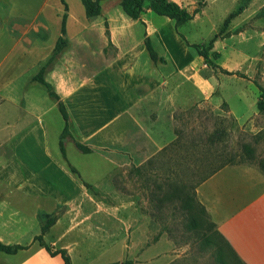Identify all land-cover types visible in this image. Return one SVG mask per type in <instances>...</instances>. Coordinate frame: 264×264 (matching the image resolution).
Returning <instances> with one entry per match:
<instances>
[{
  "label": "crops",
  "instance_id": "1",
  "mask_svg": "<svg viewBox=\"0 0 264 264\" xmlns=\"http://www.w3.org/2000/svg\"><path fill=\"white\" fill-rule=\"evenodd\" d=\"M65 2L66 9L61 0H0V142L8 151L0 152V243L25 247L0 251V264H64L34 239L51 215L55 222L42 236L47 245L66 249L71 264H111L105 250L119 244V229L130 223L121 226L119 213L105 214L97 201L89 212L81 208L88 189L119 165L90 140L125 113L142 122L155 110L159 119L199 95L185 99L170 80L198 63L170 18L146 9L134 19L119 0H102L100 14L89 19L81 0ZM64 13L67 45L43 72L69 115L73 138L62 153L66 122L33 76L51 56ZM9 19L26 20L27 28L14 32ZM145 36L171 66L165 80L152 74ZM195 193L238 258L264 264V178L251 167L225 165Z\"/></svg>",
  "mask_w": 264,
  "mask_h": 264
},
{
  "label": "rangeland",
  "instance_id": "2",
  "mask_svg": "<svg viewBox=\"0 0 264 264\" xmlns=\"http://www.w3.org/2000/svg\"><path fill=\"white\" fill-rule=\"evenodd\" d=\"M181 1L193 15L179 27L180 31L211 56L219 52L213 61L232 74L207 67L192 50L198 63L170 80L182 89L185 99L196 91L198 96L177 107L170 106L159 119L155 110L149 111L142 122L125 113L119 122L90 140L119 165L88 189L81 208L89 212L97 201L105 214L119 213L121 226L130 223L129 229H119V244L105 250V255L111 254V264H219L212 247L201 246V239L186 228L182 213L174 211L172 205H166L158 216L149 193L152 180L164 175V169L172 164H182L183 173L184 165H188L185 173L190 178V167L199 170L203 163L198 158L206 147L196 144L198 136L204 138L216 128L223 129L226 134L216 148L237 155L242 144L250 143L252 158L231 165L251 167L264 178V113L256 107L260 92L257 85L264 87V0ZM8 24L14 32L27 28L26 20L9 19ZM151 71L154 77L165 80L171 66L153 62ZM156 125L161 126L158 133L153 132ZM170 144L173 150L166 154L162 148ZM0 152H8L4 142H0ZM153 159L154 167L148 163ZM107 223L111 225L110 220ZM225 256L228 259L226 251Z\"/></svg>",
  "mask_w": 264,
  "mask_h": 264
},
{
  "label": "trees",
  "instance_id": "3",
  "mask_svg": "<svg viewBox=\"0 0 264 264\" xmlns=\"http://www.w3.org/2000/svg\"><path fill=\"white\" fill-rule=\"evenodd\" d=\"M102 0H81L87 18H94L98 16L101 12L100 2ZM64 8H67L65 0H61ZM121 7L124 12L131 18H138L140 13L146 9L152 10L155 13L163 16H167L173 22V26L177 34L181 37L187 47L194 50L195 53L203 58L204 64L211 68L212 70H219L226 74H232L231 72L223 69L220 65L213 61V58L219 56V52L214 51L213 56L210 55L209 51L200 45V43H192L187 40L185 35L180 31L179 27L192 18V13L184 6L177 4L172 0H119ZM66 14H63L62 25H61V35L58 37L51 56L47 62L38 70V72L33 76V79L41 83L46 89L51 98H53L62 117L65 120V126L60 134L59 146L62 153H64V144L67 139L73 138L69 129V115L64 102L60 99L59 95L55 93L52 86L46 82L43 78V72L45 68L53 62L55 57L61 52V50L67 45V39L65 36V23ZM144 45L147 50L149 57L154 62L165 63L166 59L164 56L158 54L156 48L154 47L149 36H145ZM259 88V97L256 102V107L259 113H264V87L257 85ZM223 104H226L225 101ZM226 132L223 129H214L206 137L196 138L199 143L205 146V150L201 151L198 160L201 161L199 170L191 168V178L185 173V170L189 171L188 165H184V173L182 172V164H172L164 169L165 174L161 175L159 178L152 180V186L149 191L152 196L154 205L162 214L167 208L166 205H172L174 211H179L182 213V220L185 223L186 228L189 231H193L195 237L201 239V246H210L214 251V256L219 264H244L238 256L235 254L234 250L231 248L227 240L216 228L215 223L211 220L209 214L207 213L204 205L197 199L195 188L207 179L210 175L215 173L217 170L225 165L237 164L245 157L252 158L253 148L250 143L242 144L241 152L230 153V150H218L216 146L223 141ZM200 141V142H199ZM176 143V142H175ZM171 146V147H169ZM169 146H164L162 151L166 154L169 150H173L172 144ZM235 158H238L237 160ZM150 166L154 167V159L148 162ZM261 166V162L259 161ZM174 166V167H173ZM262 167V166H261ZM152 169V167H151ZM181 169V172L179 171ZM194 170V171H193ZM197 176V177H196ZM195 177V179H194ZM151 200V201H152ZM56 215H51L46 218L40 225V233L34 237L38 241L39 245L44 247L51 255L61 254L64 264H71L70 257L67 254L66 249L56 248L52 249L43 241L44 232L55 222ZM25 248L20 244L4 245L0 243V251L5 253H15L17 250ZM225 251L227 253L228 259H226ZM130 264V263H122Z\"/></svg>",
  "mask_w": 264,
  "mask_h": 264
}]
</instances>
